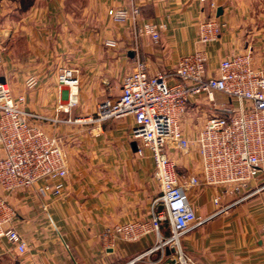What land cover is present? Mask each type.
I'll return each mask as SVG.
<instances>
[{
  "label": "crops",
  "instance_id": "0c3cea01",
  "mask_svg": "<svg viewBox=\"0 0 264 264\" xmlns=\"http://www.w3.org/2000/svg\"><path fill=\"white\" fill-rule=\"evenodd\" d=\"M74 1L0 0V79L14 96L24 94L28 110L71 119L54 128L43 124L59 136L67 156L64 192L42 195L28 189L9 196L26 249L0 240V264H129L133 259L130 264H158L168 257L167 248L178 263L182 253L193 264H264V190L189 230L177 245L150 251L172 233L168 221L159 232L136 240L116 234L118 223L151 218L161 184L149 151L137 152L134 116L94 119L99 102L121 94L123 77L139 60L150 73L171 71L181 56L204 48L208 71L214 73L228 55L251 52L255 67L264 72V0H215L225 25L207 44L198 41L199 22L214 14L206 1ZM132 2L140 8L139 22L166 23L159 40L138 34L131 18L108 16L109 6ZM108 39L116 46L106 45ZM64 68L74 70L75 86L59 82ZM31 76L37 79L34 86L27 85ZM72 92L77 101L70 105ZM214 101L204 93L191 99L181 119L187 137H196L207 116L239 104L221 91L214 92ZM168 151L179 174L199 172L196 147L183 155L173 145ZM188 193L196 214L207 216L217 208L214 198L221 188L196 185ZM233 198L223 194L221 204Z\"/></svg>",
  "mask_w": 264,
  "mask_h": 264
},
{
  "label": "built area",
  "instance_id": "2783aa9c",
  "mask_svg": "<svg viewBox=\"0 0 264 264\" xmlns=\"http://www.w3.org/2000/svg\"><path fill=\"white\" fill-rule=\"evenodd\" d=\"M202 1L208 2L214 13L198 24V41L207 44L219 36L225 23L216 15L215 0ZM139 13L140 8L134 2L107 8L113 20L131 18L138 34L159 40L166 23L139 22ZM105 44L116 46V41L108 39ZM207 62L204 48L181 56L171 71L150 73L146 62L139 60L136 68L123 77L121 94L99 102L96 109L95 120L134 116L132 133L140 141L137 152L142 155L149 151L154 159L161 194L154 199L151 218L113 227L116 234L130 241L153 230L159 232L162 223L168 221L172 233L150 251L167 244L177 245L189 230L264 190V72L255 67L251 52L228 55L214 73H209ZM73 71L61 70L59 82L75 86L78 80ZM36 83L34 76L27 80L28 86ZM215 91L237 99L239 104L207 116L196 137L190 139L181 126L189 102L203 93L215 102ZM76 101V93L72 92L69 104ZM24 103V94L14 96L9 83L0 82V146L4 150L0 156V240L7 239L21 252L25 251L26 242L14 226L17 212L9 196L28 189L42 195L64 192L67 156L59 136L47 131L43 124L54 128L71 121L33 112ZM171 145L184 152L196 147L199 172L179 174L177 163L168 151ZM258 179L261 182L250 188L251 182ZM196 185L221 188L220 195L214 198L217 208L207 216L197 215L191 205L188 190ZM223 194L234 198L221 204ZM179 262L188 264L189 260L179 253Z\"/></svg>",
  "mask_w": 264,
  "mask_h": 264
},
{
  "label": "water",
  "instance_id": "95a60500",
  "mask_svg": "<svg viewBox=\"0 0 264 264\" xmlns=\"http://www.w3.org/2000/svg\"><path fill=\"white\" fill-rule=\"evenodd\" d=\"M221 12H222V8L219 7L217 9V15L221 14ZM0 80H1V82H4V79L3 78H1ZM132 145L134 146V148H137V142L136 141H133L132 142ZM172 251H173L172 249L167 248L166 251H165V254H167L168 257L166 259L162 260V262H160L158 264H180V263H178L176 261V258H173V257H170L169 256ZM188 264H193V263H188Z\"/></svg>",
  "mask_w": 264,
  "mask_h": 264
},
{
  "label": "rangeland",
  "instance_id": "374dc122",
  "mask_svg": "<svg viewBox=\"0 0 264 264\" xmlns=\"http://www.w3.org/2000/svg\"><path fill=\"white\" fill-rule=\"evenodd\" d=\"M67 1H70V0H67ZM72 1H74V0H71V2ZM75 1H77L79 4L81 3V2H86L87 0H75ZM74 1V2H75ZM71 5H72V3H71ZM72 7L74 8L75 6L74 5H72ZM71 7V8H72ZM176 148V151L177 152H179V153H181L182 155L183 154H186V153H188V152H184V151H182L181 149H179L178 147H175ZM194 148V147H193ZM193 148H191V149H193ZM172 157V156H171ZM172 159L177 163V161L174 159V157H172ZM177 167H178V165H177ZM178 171V170H177Z\"/></svg>",
  "mask_w": 264,
  "mask_h": 264
}]
</instances>
